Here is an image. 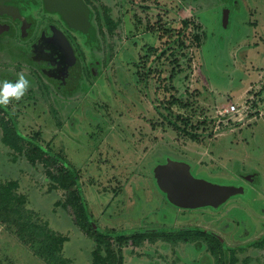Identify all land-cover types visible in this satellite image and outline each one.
Here are the masks:
<instances>
[{
  "label": "rangeland",
  "instance_id": "374dc122",
  "mask_svg": "<svg viewBox=\"0 0 264 264\" xmlns=\"http://www.w3.org/2000/svg\"><path fill=\"white\" fill-rule=\"evenodd\" d=\"M97 1L113 6L110 14L119 25L111 35L104 27L103 35L98 31L92 48L82 40L81 68L95 65V74L79 66L76 85L67 93L51 87L32 101L28 87L19 100L10 98L18 129L27 135L39 131L41 143L79 169L96 228L123 234L212 229L227 246L241 247L239 256H249V264H264V246L253 245L264 231V114L219 135L209 122L217 107L230 103L248 107L252 101L264 112V0ZM223 9L230 18L225 24ZM94 17L93 12L98 28ZM33 71L0 56V77L7 81L21 74L30 81ZM13 155L0 131V180H17L28 207L67 237L62 253L71 264H93L92 239L75 224L69 206L56 204L71 196L69 190L49 188L42 164H31L24 155L12 161ZM168 159L186 162L195 177L213 183L243 182L245 194L232 195L218 207L181 209L165 199L153 178V167ZM252 171L258 173L254 186L240 178ZM237 219L243 221L239 227ZM205 247L161 240L128 243L123 264H213ZM0 264L45 263L0 225Z\"/></svg>",
  "mask_w": 264,
  "mask_h": 264
},
{
  "label": "trees",
  "instance_id": "16d2710c",
  "mask_svg": "<svg viewBox=\"0 0 264 264\" xmlns=\"http://www.w3.org/2000/svg\"><path fill=\"white\" fill-rule=\"evenodd\" d=\"M95 12L98 15L101 35L104 32L102 27L108 34H113L119 25V21L110 16L108 7L102 5L99 9L96 8ZM182 23L187 26L188 20L183 19ZM178 33L179 45L182 46L184 45L183 39L180 38L182 33ZM95 35L94 30L93 38ZM193 36L196 41L199 40L197 34ZM170 53L173 55L172 51ZM187 60L189 61L190 58L187 57ZM174 62L177 66L176 72H180L182 69L177 59H174ZM174 73L172 67L170 76H173ZM168 102L174 103L175 99H169ZM251 102H249V106ZM254 105L253 102L252 106ZM1 109V142L16 155H24L29 163L42 164L46 177L50 181L49 188L69 190L71 196L66 198L65 201H56V204L64 208L69 206L72 209L75 224L84 231L85 235L92 239L91 262L93 264H123L124 255L122 250L124 245L131 243L134 246H139L145 241L154 243L158 240L168 244L194 243L197 247L205 243L206 250L214 259V264H248L249 258L239 259L235 249L228 250L225 256L224 246L220 240L200 228L181 227L173 231L156 228L138 229L130 234L118 233L112 229L100 230L96 228L80 187L79 169L77 171L76 168L71 166L60 153L51 151L49 143H41L39 131L31 135L22 133L17 127L18 115L10 107H1ZM181 120L185 121V126H189L187 118H181ZM209 122L213 124L214 119H209ZM16 155L12 156V161L17 159ZM18 188L17 180H0V225L6 232L13 234L23 246L45 264H71V259L65 257L62 253L63 244L67 241V237L52 229L46 220L28 207L27 196L20 192ZM111 241L116 247L111 246ZM263 244L264 240L254 243V245L259 246Z\"/></svg>",
  "mask_w": 264,
  "mask_h": 264
},
{
  "label": "flooded vegetation",
  "instance_id": "af4514ba",
  "mask_svg": "<svg viewBox=\"0 0 264 264\" xmlns=\"http://www.w3.org/2000/svg\"><path fill=\"white\" fill-rule=\"evenodd\" d=\"M83 1L87 6L89 19L92 25V33L90 37H87L79 30L69 27L62 18V15L57 11L49 10L45 6L43 0H0V56L5 54V56L9 58L10 62L13 61L16 65L19 66H21L22 64H26L35 69V72L33 71L34 77L32 72V75L29 74L30 84L29 88L27 89L26 96L30 100L35 101V97L37 96V94L39 96L48 95L50 93L51 87H54V89L59 91L62 95V92L67 93V90L69 88L76 85L75 81L78 77L77 69L79 68V66L81 68L82 63V40L84 39L86 41L89 48H92L97 44L96 36L97 32L99 31L100 24L97 18V12H95L96 8L99 9L102 5L107 6L110 14L111 8L113 7L105 3L102 4L97 0ZM4 8H8L7 10L11 12L3 11ZM93 12L95 14L94 18L98 24V28H96L94 23L92 22ZM94 30L96 32V35L93 38ZM16 38H18V41L16 40ZM19 40L21 42H19ZM85 67H82L81 70H83ZM87 67L85 68L86 74L94 75L95 65H92V67L88 65ZM0 78L1 81L7 80L4 75H1ZM1 107H11V105H0V110H2ZM263 114L264 112L262 110V107H257L256 104L254 105V107L250 105L248 106L247 114L243 117V119L235 122L231 121L229 123V126L237 128L238 125H241L244 122L249 123L256 121L261 116H263ZM229 126H222L219 130L228 128ZM232 127L230 129L233 130ZM219 133L220 131L218 132V135ZM240 178L243 180L245 179L246 182L250 184V186H254L252 185V183L258 181V173L252 171L250 172V174L241 175ZM243 184L244 183L242 182L241 185H234L240 186L244 189L243 192L237 193L238 195L245 194L246 187ZM225 201H227V199ZM225 201H223L222 203H224ZM243 215L246 217V212L243 213ZM236 222L237 225L240 224V222L243 223L242 220H239L238 222V219ZM200 229H203L204 231L212 234L220 240V242L224 246L223 251L225 256L228 250L235 249L239 259L248 257V264L250 263L249 256H239V253L243 251L241 247H229L227 246L225 238L220 233L212 229ZM239 234L242 235L243 233ZM245 234L246 233H244V235ZM262 240H264V231L259 241L254 243H259ZM254 246L262 247L264 246V244L262 246ZM209 255L211 256L210 253ZM212 260L214 264L213 257Z\"/></svg>",
  "mask_w": 264,
  "mask_h": 264
},
{
  "label": "water",
  "instance_id": "95a60500",
  "mask_svg": "<svg viewBox=\"0 0 264 264\" xmlns=\"http://www.w3.org/2000/svg\"><path fill=\"white\" fill-rule=\"evenodd\" d=\"M49 10L57 11L67 25L87 37L92 33L88 9L83 0H43ZM8 9V8H7ZM6 8L3 11L11 12ZM229 19L228 9L222 11V23ZM153 176L159 190L173 205L192 209L203 206L217 207L230 196L243 192L240 186L213 183L192 175L186 162L172 161L153 167Z\"/></svg>",
  "mask_w": 264,
  "mask_h": 264
},
{
  "label": "built area",
  "instance_id": "2783aa9c",
  "mask_svg": "<svg viewBox=\"0 0 264 264\" xmlns=\"http://www.w3.org/2000/svg\"><path fill=\"white\" fill-rule=\"evenodd\" d=\"M243 103H245V101ZM247 110L248 107H239L238 103H230L225 107H217L216 113L213 116V130L218 131L222 126L227 127L231 121L235 122L242 120L247 114Z\"/></svg>",
  "mask_w": 264,
  "mask_h": 264
},
{
  "label": "clouds",
  "instance_id": "9594fccd",
  "mask_svg": "<svg viewBox=\"0 0 264 264\" xmlns=\"http://www.w3.org/2000/svg\"><path fill=\"white\" fill-rule=\"evenodd\" d=\"M29 87V81L21 74L13 81H0V105H7L10 98L19 100Z\"/></svg>",
  "mask_w": 264,
  "mask_h": 264
}]
</instances>
